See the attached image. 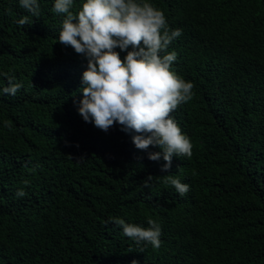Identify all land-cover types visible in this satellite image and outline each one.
Instances as JSON below:
<instances>
[{
  "label": "trees",
  "instance_id": "obj_1",
  "mask_svg": "<svg viewBox=\"0 0 264 264\" xmlns=\"http://www.w3.org/2000/svg\"><path fill=\"white\" fill-rule=\"evenodd\" d=\"M54 2L32 17L0 0V264H264V0H147L182 30L168 52L194 85L170 114L192 156L167 171L148 159L158 147L80 116L87 60L57 42ZM9 75L23 85L14 96ZM167 175L190 190L181 197ZM118 218L157 221L161 247L126 237Z\"/></svg>",
  "mask_w": 264,
  "mask_h": 264
},
{
  "label": "clouds",
  "instance_id": "obj_2",
  "mask_svg": "<svg viewBox=\"0 0 264 264\" xmlns=\"http://www.w3.org/2000/svg\"><path fill=\"white\" fill-rule=\"evenodd\" d=\"M73 4L74 0H55L53 12L64 16L57 42L71 46L87 60L78 107L83 120L104 132L118 124L121 131L131 134L139 150L158 147L160 151L149 152L148 159L162 157V171L171 168L173 156L190 158L192 143L170 115L193 96V83L172 70L177 53L168 52L182 30L169 31L163 11L147 0H85L77 13L71 11ZM20 6L32 17L40 15L38 0H20ZM17 24L31 26L33 20L24 16ZM120 52H126L123 59ZM7 80L2 92L14 96L23 85L11 75ZM4 126L11 128L8 122ZM152 178L147 177L145 187ZM164 179L181 197L190 190L173 175ZM25 195L23 189L16 192L18 198ZM114 222L137 244L161 247L162 229L157 221L149 218L146 228L119 218Z\"/></svg>",
  "mask_w": 264,
  "mask_h": 264
}]
</instances>
